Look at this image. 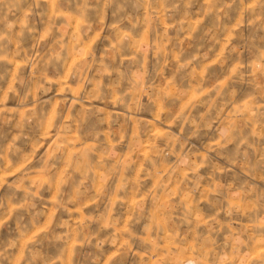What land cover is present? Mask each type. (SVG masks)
Segmentation results:
<instances>
[{"label":"clouds","instance_id":"1","mask_svg":"<svg viewBox=\"0 0 264 264\" xmlns=\"http://www.w3.org/2000/svg\"><path fill=\"white\" fill-rule=\"evenodd\" d=\"M0 264H264V0H0Z\"/></svg>","mask_w":264,"mask_h":264}]
</instances>
